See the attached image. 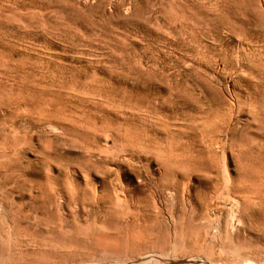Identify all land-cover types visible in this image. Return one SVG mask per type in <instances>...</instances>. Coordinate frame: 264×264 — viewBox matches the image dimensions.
Here are the masks:
<instances>
[{
  "label": "rangeland",
  "instance_id": "374dc122",
  "mask_svg": "<svg viewBox=\"0 0 264 264\" xmlns=\"http://www.w3.org/2000/svg\"><path fill=\"white\" fill-rule=\"evenodd\" d=\"M260 189L264 0H0V264H233Z\"/></svg>",
  "mask_w": 264,
  "mask_h": 264
},
{
  "label": "bare ground",
  "instance_id": "6f19581e",
  "mask_svg": "<svg viewBox=\"0 0 264 264\" xmlns=\"http://www.w3.org/2000/svg\"><path fill=\"white\" fill-rule=\"evenodd\" d=\"M260 190L261 191L255 190L254 192H252L249 195V198H252L253 200H263L264 201V191H262V189H260ZM17 230L19 231L18 228H17ZM206 239H207V237L204 238V240H206ZM177 240L185 248L186 247H189L191 249L195 248V243L191 242V235L186 230H181L178 233ZM239 249H242V248H239ZM239 256H241L242 258L240 260H236L233 264H264V261L261 262V258L264 259V242L260 246L249 245V247H246V248L244 246L243 250L239 251ZM258 259H260V261ZM104 261H106V260H104Z\"/></svg>",
  "mask_w": 264,
  "mask_h": 264
}]
</instances>
